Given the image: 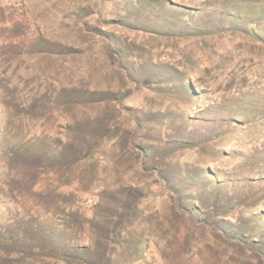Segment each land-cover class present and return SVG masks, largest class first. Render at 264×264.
Here are the masks:
<instances>
[{
  "label": "rangeland",
  "instance_id": "1",
  "mask_svg": "<svg viewBox=\"0 0 264 264\" xmlns=\"http://www.w3.org/2000/svg\"><path fill=\"white\" fill-rule=\"evenodd\" d=\"M0 264H264V0H0Z\"/></svg>",
  "mask_w": 264,
  "mask_h": 264
}]
</instances>
